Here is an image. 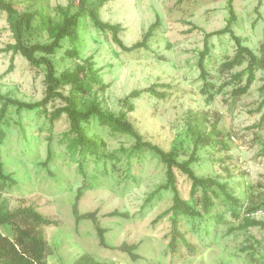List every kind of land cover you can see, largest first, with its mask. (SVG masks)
<instances>
[{
    "label": "rangeland",
    "instance_id": "rangeland-1",
    "mask_svg": "<svg viewBox=\"0 0 264 264\" xmlns=\"http://www.w3.org/2000/svg\"><path fill=\"white\" fill-rule=\"evenodd\" d=\"M9 1L20 12L43 7L58 20L57 8L71 0ZM232 7L234 34L260 56L264 0H232ZM99 16L103 22L120 26L119 37L125 46L140 42L156 17L159 26L147 48L127 53L85 16L75 46L77 54L69 57L66 51L71 47L63 41L61 49L51 56L57 75L90 59L99 83L83 98L95 100L101 109L111 112L123 107L122 100L131 91L158 86L159 92L166 93L165 98L143 93L130 101L134 109L127 117L145 140L165 151H177L180 162L187 160L193 149L187 129L189 115L206 114L210 123L218 120L229 150L218 153L209 147L200 148L191 168L198 177L226 184L237 205L219 194L224 200L219 212L225 210L220 222L182 217L179 228L191 247L179 245V251L171 255L167 248L170 223L166 218L154 220L171 206L172 193L161 190L148 200L166 181L164 165L153 152L135 151L132 137L112 132L91 119L85 124L86 132L103 146L98 155L84 160L81 173L67 152L63 135L69 123L65 114L51 123L37 112L9 107V125L5 126L0 152L3 171L16 184L0 192V207L33 205L59 222L43 229L49 245L47 264H73L83 254L106 264H264V229L244 231L238 227L247 209L264 202V91L260 90L264 68L255 72L247 93L235 96L232 92L243 86L245 77L237 84L232 76L245 65L220 71L223 62L234 55V42L227 34L205 41V34L226 25L228 0H110L100 8ZM36 33L33 42L48 40L45 34ZM205 42L209 51L204 67L208 82L214 86L210 102L202 94L198 67ZM9 43H13L12 35L5 14L0 12V49ZM44 92L43 69L31 68L20 55L0 53V96L34 103L44 97ZM62 93L68 95V89L62 88ZM62 106L56 100L47 108L53 111ZM174 174L180 196L190 201V180L178 169ZM75 201L78 212L93 213L95 222L75 221ZM114 211L117 215L109 216ZM96 227L104 230L106 243L112 248L99 245ZM0 230L7 233L3 227ZM122 244L135 246L136 259L119 249Z\"/></svg>",
    "mask_w": 264,
    "mask_h": 264
},
{
    "label": "trees",
    "instance_id": "trees-1",
    "mask_svg": "<svg viewBox=\"0 0 264 264\" xmlns=\"http://www.w3.org/2000/svg\"><path fill=\"white\" fill-rule=\"evenodd\" d=\"M110 0H76L69 1L65 7H58L57 14L59 19L55 20L43 7L29 12H20L9 0H0V12L4 13L8 22L9 30L12 35L13 43L6 44L0 49V53H11L12 56L20 55L26 60L28 65L34 69H43L44 71V97L34 103L22 102L17 99L0 96V147L5 141V126L8 124L9 107H14L16 111L37 112L48 117L49 121L60 118L65 114L69 123L68 131L63 135L67 142V152L71 159L79 164L81 173L84 160L88 156H96L103 144L100 140L87 134L85 124L94 119L98 125L110 129L112 132L128 135L134 139L135 151L149 150L153 152L164 165L165 184L150 194L148 200L161 190H170L172 193L171 206L159 214L154 222L166 218L171 226L169 242L167 244L168 252L175 255L179 251V245L187 249L191 246L183 237L180 231L182 217L192 219L213 218L217 222L222 220L225 210L219 209L224 205V200L220 199L222 194L226 200H231L227 192L226 184L220 183L217 179L198 177L191 168V164L196 159V152L200 148L209 147L218 153L227 152L228 145L225 142V135L218 128V120L208 122L206 114H190L187 119V129L193 141V149L189 158L185 161H178V152L174 150L165 151L157 144L145 140L128 120V113H131L134 106L132 99L140 97L143 93L149 94L157 99H163L165 92H159L156 85L147 89L133 90L122 100V108L118 112L103 110L100 104L93 101H85L83 96L92 91L94 84L99 83L97 71L94 69V63L86 59L82 64L76 65L72 70L64 71L57 75L54 62L51 58L57 50L61 49L62 42L67 41L70 49L66 51L69 57L77 54L76 44L79 42L81 21L88 16L92 25L100 32L110 35L111 40L123 52H132L140 48H147L148 40L153 36L154 31L159 26V19L149 25L147 32L142 40L131 46H125L119 37L120 26L101 21L99 16L100 8ZM229 18L226 25L216 31L205 34V41L212 36L229 35L234 42V55L227 59L221 65L220 71H231L236 67H245L234 74L232 79L237 84L242 82V87L237 88L232 93L235 96L247 93L255 79V72L264 68V41L260 44V56L254 51L242 44L237 37L232 25L236 21V16L232 7V0H228ZM43 33L47 36V41L33 42L35 33ZM36 33V34H37ZM208 47L205 42L204 50L200 53L198 61L199 76L203 81L202 94L206 95L207 102L213 99L211 89L213 84L208 82V73L204 67V58L208 54ZM264 81V80H263ZM68 89V95L62 93V88ZM162 87V86H161ZM264 91V84L260 88ZM59 100L63 106L49 111L47 105ZM208 125V126H207ZM49 159V156L47 157ZM174 169H178L191 182L190 201L184 200L177 189ZM229 174L228 168H224ZM16 180L3 171L0 152V192L10 186H14ZM78 196L76 198V201ZM72 207V213L75 221L79 222L88 219L95 222L93 213L80 214L77 210V202ZM237 205L236 200H231ZM264 206L260 204L247 209L241 217L239 229L247 231L251 228L264 229V219H256L248 216L257 208ZM234 217H238L235 211L230 212ZM117 212H112L109 216H115ZM57 220L50 219L40 213L33 205L15 207L13 209H3L0 207V227H3L7 233L0 230V264H47L48 242L44 234V227L58 226ZM98 243L103 248H112L107 245L103 236L104 230L96 227ZM119 249L128 253L133 259H136L133 251L135 246L122 244ZM73 264H106L94 259L91 255L83 254L79 256Z\"/></svg>",
    "mask_w": 264,
    "mask_h": 264
},
{
    "label": "built area",
    "instance_id": "built-area-1",
    "mask_svg": "<svg viewBox=\"0 0 264 264\" xmlns=\"http://www.w3.org/2000/svg\"><path fill=\"white\" fill-rule=\"evenodd\" d=\"M230 138L233 142L235 141V138L233 136H231ZM248 216L254 217L256 219H264V206L257 208L253 213L249 214Z\"/></svg>",
    "mask_w": 264,
    "mask_h": 264
}]
</instances>
